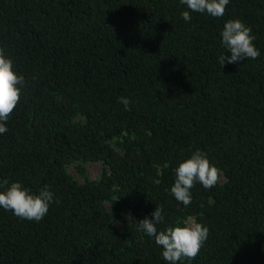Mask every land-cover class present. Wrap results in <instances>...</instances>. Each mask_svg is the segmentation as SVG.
I'll return each mask as SVG.
<instances>
[{
    "label": "trees",
    "instance_id": "trees-1",
    "mask_svg": "<svg viewBox=\"0 0 264 264\" xmlns=\"http://www.w3.org/2000/svg\"><path fill=\"white\" fill-rule=\"evenodd\" d=\"M229 20L252 29L257 59L220 65ZM0 47L25 78L0 134V192L54 193L40 222L0 207V264H169L137 230L161 206L158 231L189 217L210 230L177 264H264V0H230L221 18L180 0H0ZM197 151L223 175L185 207L171 187Z\"/></svg>",
    "mask_w": 264,
    "mask_h": 264
},
{
    "label": "clouds",
    "instance_id": "clouds-1",
    "mask_svg": "<svg viewBox=\"0 0 264 264\" xmlns=\"http://www.w3.org/2000/svg\"><path fill=\"white\" fill-rule=\"evenodd\" d=\"M229 2L230 0H180V3L187 5L192 12L207 13L214 18L225 15ZM181 15L186 22L191 20L189 11H184ZM220 35L223 46L231 52L230 57H219L222 67L226 63L257 59L261 54L255 47L256 37L252 35V29L240 20H229ZM24 84V76L16 72L13 61L5 55V48L0 47V134L8 131L6 123L21 101ZM120 102L130 110V101L127 98L121 97ZM175 172L171 194L185 207L192 203L191 189L197 183L205 189H211L223 175L221 169L211 164L207 155L200 151L180 163ZM3 183L7 185L8 181ZM53 202L54 193L47 186L41 189L38 195L31 194L21 183H12L7 191L0 192V207L12 211L18 218L29 221L40 222L48 214ZM163 212L162 206L157 207L151 214L154 219L146 217L138 223L137 230L154 237L155 243L163 249V259L169 264L194 259L209 238V228L189 217L183 222V227H169L166 231H158L157 225L164 220Z\"/></svg>",
    "mask_w": 264,
    "mask_h": 264
},
{
    "label": "rangeland",
    "instance_id": "rangeland-1",
    "mask_svg": "<svg viewBox=\"0 0 264 264\" xmlns=\"http://www.w3.org/2000/svg\"><path fill=\"white\" fill-rule=\"evenodd\" d=\"M77 166L78 165H72L69 166L67 168L68 173L79 183H84V178L79 174V172L77 171ZM86 167L87 170V176L89 178V180H99L104 173V166L101 163H87L84 165ZM107 208L110 210V204L107 203ZM129 220V215H123V221H117L115 220V225L121 229L123 226L124 221H128ZM194 220V219H193Z\"/></svg>",
    "mask_w": 264,
    "mask_h": 264
}]
</instances>
